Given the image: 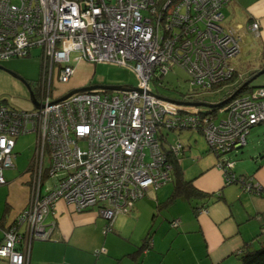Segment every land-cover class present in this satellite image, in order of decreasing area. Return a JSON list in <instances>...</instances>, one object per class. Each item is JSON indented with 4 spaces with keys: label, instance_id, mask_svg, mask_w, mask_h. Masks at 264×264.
I'll list each match as a JSON object with an SVG mask.
<instances>
[{
    "label": "built area",
    "instance_id": "1",
    "mask_svg": "<svg viewBox=\"0 0 264 264\" xmlns=\"http://www.w3.org/2000/svg\"><path fill=\"white\" fill-rule=\"evenodd\" d=\"M229 1L0 0V59L40 47L44 71L39 107L24 110L0 100V185L14 166L16 137L29 132L37 136L35 188L45 181L46 153L48 177L57 178L44 195L36 190L6 228L0 264H28L33 241L53 235L55 222L44 223L60 199L77 212L99 205L100 214L113 219L150 187L168 182L172 166L156 135L159 128L201 124L221 154L246 143L249 127L264 121V88L251 98L235 97L229 116L215 125L207 115H194L193 104L150 86L157 73L176 64L189 71L195 87L190 92L231 75L229 60L238 54L240 39L222 25L221 7ZM250 28L259 34V22ZM76 60L130 66L142 83L78 91L53 106V77L69 79ZM180 147H173L175 154Z\"/></svg>",
    "mask_w": 264,
    "mask_h": 264
},
{
    "label": "crops",
    "instance_id": "2",
    "mask_svg": "<svg viewBox=\"0 0 264 264\" xmlns=\"http://www.w3.org/2000/svg\"><path fill=\"white\" fill-rule=\"evenodd\" d=\"M223 14L225 30L240 39V52L232 59L240 55L248 35L253 37V46L260 49L263 56L264 0H234L224 7ZM252 21L261 25L259 34L249 29ZM229 63L237 67L231 59ZM27 89L30 97L28 86ZM20 108L33 107L28 99ZM248 158L254 168L249 170L252 174L247 175H254L255 183L264 186V156L257 153ZM14 168L5 170L6 183L0 185V242L1 225L10 224L35 196L36 190H41L42 194L47 192L43 185L35 188L32 170L27 168L20 172V169L12 170ZM199 168L200 171L188 179L195 178V186L207 193L221 191L222 199L194 201L199 207L206 205V209L194 210L186 198L180 197L166 208L160 204L169 197L174 182L151 187L130 213L116 217L114 231L107 234L103 232L107 221L100 216L99 207L77 212L64 200H58L54 214L48 217L56 225L55 239L34 241L29 264H237L239 249L257 243V236L264 240V195L243 191L237 183L226 185L225 173L216 163L200 162ZM172 219H180L177 228L170 225ZM129 220L142 224L139 236L135 235V228L128 232L124 229V222ZM147 229L153 231V246L139 258L127 256L141 245L144 238L141 237ZM96 249H104L105 253L96 256Z\"/></svg>",
    "mask_w": 264,
    "mask_h": 264
},
{
    "label": "rangeland",
    "instance_id": "3",
    "mask_svg": "<svg viewBox=\"0 0 264 264\" xmlns=\"http://www.w3.org/2000/svg\"><path fill=\"white\" fill-rule=\"evenodd\" d=\"M252 38L251 35H248L245 38V42L242 44L240 55L237 58L231 59V62L243 73H249L252 70L259 69L264 63V55L262 56L260 49L258 50L253 46ZM32 51L31 57H13L0 60V99L10 100L11 104L15 107H23V102L28 99L31 107L33 106L29 97L27 85H31L34 90L38 87L42 75V59L40 56L41 48L36 47ZM76 54V52L72 53L71 57L74 58ZM72 65H74L75 71L66 81H61L55 76L53 77V98L59 99L60 96L67 94L71 90L85 86L101 85L136 88L142 83L140 75L130 66L116 65L108 62L94 63L86 60L72 61ZM251 84H264V73L258 76ZM150 86L154 90L158 89L159 93L163 96L180 99L183 94H186L191 90L189 71L182 65L176 64L162 76L161 83H159L158 80H152ZM211 88L212 86L208 87L209 90ZM226 89L227 87H223L221 91L201 90L192 93H194L198 99L205 100L207 103H217L223 98ZM19 91H21V93ZM14 97L17 98V101H15ZM23 99L25 101H23ZM224 117L225 113L220 112L217 119H215V122L219 123ZM167 138L168 141L166 142H169L170 145L173 144L176 146L180 141L186 149V151L180 155L183 170L184 168L187 169L186 171L184 170V176H186V179L200 171V162L218 164L217 162L219 158L213 149L210 148L206 135L200 129L176 128L169 131ZM36 147V133H26L17 137L14 148V153L17 154L14 159L16 167L12 170L20 169V172L25 171L34 159ZM259 151H264V123L252 128L251 133L248 134V145L244 147L243 151H232L227 153L225 158H231L235 161L234 171L239 174H247L249 173V170L251 172L254 168L253 161L249 160L248 157L256 156ZM50 163V158L48 153H46L44 158V168H48ZM20 172H18V174ZM56 179V177H47L43 184L44 191H48L55 183ZM171 185L172 184H170V186ZM156 203L158 204L159 202L157 201ZM52 222V219L47 218L44 224ZM136 224V221L131 220L124 222V229L128 232L132 228H135V235L139 236L142 224ZM147 231L148 229L144 232L141 238L145 236ZM111 240H113V238H111Z\"/></svg>",
    "mask_w": 264,
    "mask_h": 264
},
{
    "label": "trees",
    "instance_id": "4",
    "mask_svg": "<svg viewBox=\"0 0 264 264\" xmlns=\"http://www.w3.org/2000/svg\"><path fill=\"white\" fill-rule=\"evenodd\" d=\"M162 1H164V0H162ZM175 1H179V0H175ZM230 2H232V1H229L228 3H225L221 7V12H222V15H223V19H224L223 9ZM160 4H161V0H160L159 5ZM254 22L255 21H252L249 24V29L251 31H252V29L250 28V26ZM224 30H225V28H224ZM32 50H29V53L27 55H24V56H13V57H31L32 56V52H33ZM239 52H240V47H239ZM40 56H42V48H41ZM13 57H11V58H13ZM230 59H232V58H230ZM2 60H4V59H2ZM94 63H96V62H94ZM230 66H231V64H230ZM263 69H264V63H263L261 68L252 70L249 73H243L241 70L238 69V67H232V73L227 79H224L222 81H219V82L213 84L212 88L210 90L209 89L202 90V91H213V90H220L221 91L223 87H227V89L225 90V94H224L223 98L221 99L220 102H217V103H207V102H205V100H200V99H198L196 97V95H194V93H192L190 91L188 93H186V94H183L180 99H173V98H171V99L193 104L194 106H196V108L194 109V112H193L194 115H197V116L198 115H207V116H209L211 121L213 120L212 122L215 125H218L223 119H226L229 116V114H230L229 113L230 112V107L229 106H230V103L232 102V100L235 99V97H249V98H251L254 95H259L258 92H259V90L261 88H264V84L252 85L251 83L255 79L252 80L248 84H246V82L248 80H250L254 75L259 73ZM157 74H158V76H157L158 79H155L156 78L155 77L154 80L155 81L158 80V82L161 83V79H162L163 75L159 74V73H157ZM43 75H44V71H43V64H42V75H41L38 87L35 90L31 87L33 89V91H34L35 98H37V96H39V94H40L41 84H42V82L44 80ZM190 87H191V89L195 88L191 84H190ZM127 88H134V87H127ZM196 89L197 90H195V91H201V90H198V88H196ZM155 92L159 93V90L157 89V90H155ZM1 101H5V102H8L10 104V101L8 99H3ZM196 103H202V104H198L197 105ZM220 112H224L225 113V117L222 120H220L219 123H216L215 119H217L218 114ZM263 123H264V121H260V122L254 124V125H251L249 127V129H248V131L246 133V143L244 145L232 146V147L229 148V150L224 151V153H222V154H221V151L219 149L214 147L213 144H211L208 141L210 148L213 149V151L216 153L217 157L219 158L218 162H217L218 164H216V165L219 168H221L223 170V172L225 173V184L229 185V184L237 183V184L241 185V188L243 189V191L247 190V191H249L251 193H254V194L260 195V196L264 195V186H262V190L257 191L256 189H258L259 186H255L258 182L255 183L256 180H255L254 175L237 174L234 171V167H235L234 163H235V161L232 160L231 158H225V155L227 153L232 152V151H236V152L243 151L244 147H246L248 145V134L251 133L252 128L257 126V125H261ZM176 128H180V129L192 128V129H197V130L200 129L202 132H204V134L206 135V138L208 140L207 133L203 130L204 128H203V126L201 124H199L198 126H196V124L195 125H193V124H184V125H180V126L171 127L169 129L168 128H166V129L165 128H159L157 130V134L156 135H157V137H158V139L160 141L161 149H162L163 153L166 155L167 162L170 163L171 166H172L171 179L168 182H166V183L174 182V184H175L174 185V189L170 193L169 197L164 202H162L160 205L162 207L168 208L171 204L176 202L178 200V198L184 197L193 205V209L194 210H196V209L201 210L202 208L206 209V205H203V206L199 207V206H197V204L194 203V201H196V202L197 201H202L203 199H210V200L212 199V201H216L218 199H222L223 198L222 192L220 191V192H217V193H207V192H205L203 190L198 189L195 186V183H194L195 182V178L186 179L184 177V171H183V168H182V165H181V162H180L181 153H184L186 151L184 145L179 141L177 143V145L180 144L181 147L179 149L178 154H175V152L173 150V147L175 145H173V144L170 145L169 142H166V141H168L167 137H168L169 131L170 130H174ZM19 136H21V135H19ZM19 136H17V137H19ZM13 154L15 155V157L13 158V163H14V159L16 158L17 154L14 153V151H13ZM262 155L264 156V151L263 152L259 151L258 156H262ZM35 159H36V152H35L34 159L32 160L31 164L28 167L30 170H32V172H33V167H34V164H35L34 163ZM147 160H149V156L148 155H147ZM14 167H15V164H14V166L12 168H14ZM4 177H5V175H4ZM47 177H48L47 168H44L43 169V173H42V179L45 180ZM5 183H6V179H5ZM166 183H164V184H166ZM164 184H162V185H164ZM162 185H160V186H162ZM258 185H260V184L258 183ZM160 186H158V187H160ZM149 189L141 197H138L133 202V204L125 212H121V213L117 214L116 217L118 215H120V214L130 213L134 209L136 202L147 195ZM42 195H44V194H42ZM93 207H99V205H96V206H93ZM88 209H90V208H88ZM88 209H86V210H88ZM86 210H84V211H86ZM99 214H100V212H99ZM4 216L5 215L2 216L1 220L4 219ZM100 216L103 217L107 221L103 232L105 234H107L108 232H113L114 231V221H115L116 217L113 218V219H107L106 217H104L101 214H100ZM15 221H16V217L13 219V221L10 224L1 225L3 227V236H2V239H1V242H0V245L4 241L6 228L10 227ZM169 222H170V225L175 227V228H177L180 225V219H172ZM55 230H56V227L54 229L53 235L47 240H54L55 239L54 238ZM256 240H257V243H255L253 245L251 244L250 247L247 246V247L239 249L237 251V254H236V257L238 259V263L237 264H264V240L260 239V236H257ZM152 242H153V231L152 230H148V232L145 234V236H144V238L142 240L141 245L138 246L137 250L127 254V256H129L131 258H136V257L139 258L141 255H143V253L145 251H147L148 249H150L153 246ZM32 245H33V243H32ZM31 249H32V247H31ZM94 253H95L96 256H99L102 253H105V250L104 249H99V250L95 251ZM30 258H31V250H30V256H29V262H30ZM29 262H28V264H29ZM4 263L5 262L3 261L2 264H4Z\"/></svg>",
    "mask_w": 264,
    "mask_h": 264
},
{
    "label": "water",
    "instance_id": "5",
    "mask_svg": "<svg viewBox=\"0 0 264 264\" xmlns=\"http://www.w3.org/2000/svg\"><path fill=\"white\" fill-rule=\"evenodd\" d=\"M264 73V69L261 70L259 73H257L256 75H254L250 80H248L246 82V84L250 83L252 80L256 79L258 76H260L261 74ZM28 88L30 89V86H28ZM92 88H107V89H111V90H120L122 87L120 86H101V85H91V86H86V87H82V88H76V89H73L72 91H70L68 94L62 96L60 99H65L67 98L70 94H72L73 92H78V91H83V90H88V89H92ZM30 95H31V99H32V102L34 103V105L36 107H39L40 104L37 102L35 96H34V92L32 89H30ZM59 100V99H58ZM197 105L198 104H202V103H196Z\"/></svg>",
    "mask_w": 264,
    "mask_h": 264
},
{
    "label": "bare ground",
    "instance_id": "6",
    "mask_svg": "<svg viewBox=\"0 0 264 264\" xmlns=\"http://www.w3.org/2000/svg\"><path fill=\"white\" fill-rule=\"evenodd\" d=\"M109 49L111 50V49H114V48H113V47H110ZM96 53H97V52H96ZM140 70H141V72H143V71H144V68L141 67ZM27 86H30V85H27ZM30 89H32L31 86H30ZM30 89H29V91H30ZM32 90H33V89H32ZM71 91H72V90H71ZM33 92H34V91H33ZM68 93H69V92H68ZM68 93H67V94H68ZM76 93H78V92H73V93L70 94L68 97H70V96H72V95H74V94H76ZM34 96H35V95H34ZM68 97H67V98H68ZM30 98H31V95H30ZM65 99H66V98H65ZM31 101H32V99H31ZM62 101H64V99H60V98H59V100H58V99H56V100L52 99L50 102L52 103L53 106H58V105L61 104ZM32 103H33V102H32ZM33 104H34V103H33ZM35 107H36V106H35ZM31 109H32V108H31ZM56 109H57V107H50L49 111H55ZM24 110H29V109H24Z\"/></svg>",
    "mask_w": 264,
    "mask_h": 264
}]
</instances>
